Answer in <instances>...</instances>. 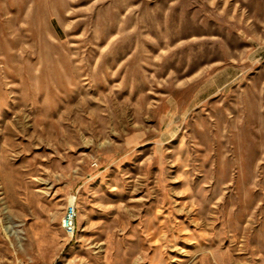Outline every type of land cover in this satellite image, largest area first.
Here are the masks:
<instances>
[{
  "label": "rangeland",
  "instance_id": "rangeland-1",
  "mask_svg": "<svg viewBox=\"0 0 264 264\" xmlns=\"http://www.w3.org/2000/svg\"><path fill=\"white\" fill-rule=\"evenodd\" d=\"M0 264H264V0H0Z\"/></svg>",
  "mask_w": 264,
  "mask_h": 264
},
{
  "label": "built area",
  "instance_id": "built-area-1",
  "mask_svg": "<svg viewBox=\"0 0 264 264\" xmlns=\"http://www.w3.org/2000/svg\"><path fill=\"white\" fill-rule=\"evenodd\" d=\"M77 196L73 195L70 203L68 204L64 217L62 219V227L65 232L73 237L76 233V220H77V205H76Z\"/></svg>",
  "mask_w": 264,
  "mask_h": 264
}]
</instances>
